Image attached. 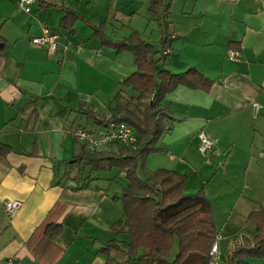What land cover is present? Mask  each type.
Listing matches in <instances>:
<instances>
[{
	"label": "crops",
	"instance_id": "obj_1",
	"mask_svg": "<svg viewBox=\"0 0 264 264\" xmlns=\"http://www.w3.org/2000/svg\"><path fill=\"white\" fill-rule=\"evenodd\" d=\"M43 28L57 35L54 51L29 42ZM229 48L240 51L238 62L225 58ZM141 61L209 82L160 97L165 130L155 140L144 134L152 96L124 85ZM113 118L151 141L136 162L139 178L171 171L185 178L183 195L202 191L210 208H233L227 230L224 221L214 225L229 241L219 242L218 263L234 264L252 249L249 213L264 209V0H34L28 13L0 0V262L134 264L122 206L112 199L126 185L123 172L100 163L89 173L77 162L87 150L71 135L82 128L97 136ZM199 134L214 144L208 156L198 151ZM80 165L87 169L78 175ZM104 170L114 172L90 176ZM4 200L20 203L11 216Z\"/></svg>",
	"mask_w": 264,
	"mask_h": 264
},
{
	"label": "trees",
	"instance_id": "obj_2",
	"mask_svg": "<svg viewBox=\"0 0 264 264\" xmlns=\"http://www.w3.org/2000/svg\"><path fill=\"white\" fill-rule=\"evenodd\" d=\"M122 47L135 49L137 57L141 59L136 48L128 45ZM147 50L146 47L143 51L147 53ZM142 63L141 61L138 64L139 71L126 79L124 85L136 89L140 94L139 98L152 96L148 103L150 125L144 134L150 132L155 140L165 130L161 121L163 116L157 106L160 97L177 85L205 88L209 82L203 80L194 70L172 74L156 69V62ZM147 65L155 71L158 83H155L153 73ZM106 122L104 120L103 126ZM131 125L134 127L133 122ZM144 134H141V139ZM150 144L151 141L141 143L138 140L133 150L117 144L120 148L117 156L100 151H87L77 162L84 161L90 168L89 173L99 169L100 163H106L108 167H116L123 172L126 185L120 196H113L112 199L118 200L122 206V230L129 237L127 247L134 251V264H211L209 251L217 232L209 202L202 191L194 195H183L185 178L174 172L161 169L146 172L145 179L139 178L136 174V162L152 149ZM5 154L0 149V157ZM80 171L77 170L78 175ZM247 219L254 225L252 249L240 250L235 254L234 264H247L246 258H264V209L252 211Z\"/></svg>",
	"mask_w": 264,
	"mask_h": 264
},
{
	"label": "built area",
	"instance_id": "obj_3",
	"mask_svg": "<svg viewBox=\"0 0 264 264\" xmlns=\"http://www.w3.org/2000/svg\"><path fill=\"white\" fill-rule=\"evenodd\" d=\"M34 0H17L18 8L25 13L30 11V6ZM56 39L57 35L51 33L47 28L42 29V34L40 36L30 38L29 42L33 46L46 48L49 51H54L56 49ZM168 51H164L163 55L165 56ZM225 58L231 62H238L241 58V53L239 50L229 48L226 51ZM253 112L256 114L257 104L253 103ZM167 129L169 126L166 127ZM71 135L77 140L88 152H95L102 146H108L112 144H119L130 150H133L136 147L138 142V137L135 131V128L125 122L118 119L109 120L105 123L102 130L97 136L92 135L82 128L74 129L71 132ZM200 143L198 146V151L204 155L208 156L213 149V142L206 138L204 135H198ZM121 176L123 173L120 174ZM20 203L14 200H4L2 202V208L7 216H11L18 208ZM221 236L218 234L215 236L214 241L211 245L209 251V258L211 264H217L220 260V250H219V241ZM0 264H15L13 258H8Z\"/></svg>",
	"mask_w": 264,
	"mask_h": 264
},
{
	"label": "rangeland",
	"instance_id": "obj_4",
	"mask_svg": "<svg viewBox=\"0 0 264 264\" xmlns=\"http://www.w3.org/2000/svg\"><path fill=\"white\" fill-rule=\"evenodd\" d=\"M79 169L81 170L82 172V169H84V171L86 172L85 169H87L85 166L83 165H80L79 166ZM111 172H114L113 170H111ZM110 171H107V170H104V171H101L99 172L98 174H90L91 177L93 176H99L102 178L103 177H106L108 175H112L113 173H111ZM138 175L143 177V173L140 169H138ZM233 208H231L230 206H224L223 204H217L215 202H213L212 206H211V211H212V220H214V224H216V228H218L219 226L222 225V222H219V221H224L225 225H226V230L228 229L229 226H231V224H233L231 221H228V220H225L227 217H228V214H231V211H232ZM241 226L244 225V226H248L249 228L253 227L252 224L250 223H240ZM221 236V240L219 242H223L224 241V237L222 236L223 234H219ZM237 239V238H236ZM229 241H226V242H223V244L225 243H228ZM220 244V243H219ZM174 251H172L173 253Z\"/></svg>",
	"mask_w": 264,
	"mask_h": 264
}]
</instances>
